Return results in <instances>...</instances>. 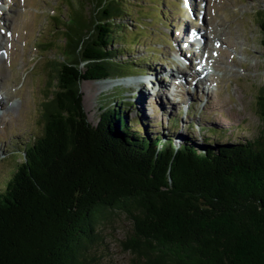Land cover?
I'll return each instance as SVG.
<instances>
[{
  "label": "trees",
  "instance_id": "obj_1",
  "mask_svg": "<svg viewBox=\"0 0 264 264\" xmlns=\"http://www.w3.org/2000/svg\"><path fill=\"white\" fill-rule=\"evenodd\" d=\"M68 1L66 21L51 16L64 42L62 57L48 62L42 130L0 185V264H105L101 223L115 210L131 220L121 240L128 264H264V86L263 127L251 141L163 140L140 113L130 118L136 101L113 95L94 125L81 83L143 70L115 60L127 52L125 17L135 9L97 0L89 17L82 0ZM258 16L264 46V11Z\"/></svg>",
  "mask_w": 264,
  "mask_h": 264
},
{
  "label": "rangeland",
  "instance_id": "obj_2",
  "mask_svg": "<svg viewBox=\"0 0 264 264\" xmlns=\"http://www.w3.org/2000/svg\"><path fill=\"white\" fill-rule=\"evenodd\" d=\"M77 1L81 0H72L78 4ZM130 2L135 15L125 17L127 52L115 60L145 67L151 80L139 81L133 88L120 84L124 79L115 76L108 78L114 84L100 88L97 82L102 80L85 79L81 90L89 121L96 125L101 112L115 104L112 98L119 96L123 101L138 102L130 118L139 112L142 116L145 111L142 121L151 131L163 135V140L174 136L179 144L185 135H190L200 143L214 139V143L231 144L258 137L263 121L258 114L257 95L264 86L263 34L258 15L264 11V0ZM67 3L68 0H0V185L12 171L14 159H21L23 145L42 130L40 111L50 90L48 62L62 57L60 45L64 42L51 16L59 15L66 21L71 13ZM81 3L84 14L93 16L97 0ZM156 4L159 14L167 9L166 17L153 18ZM138 22L141 24L137 27ZM188 29L204 32L207 48L203 55L206 54L208 70H203L201 77L205 88L195 75L199 66L192 61L186 65L176 57L180 37ZM137 91H142L143 97ZM189 105L187 112L181 110ZM176 118L178 125L173 124ZM136 124L140 127V122ZM102 220L105 242L99 244V250L103 251V262L128 264L132 256L124 250L121 240L131 226L130 218L115 210L106 212Z\"/></svg>",
  "mask_w": 264,
  "mask_h": 264
},
{
  "label": "bare ground",
  "instance_id": "obj_3",
  "mask_svg": "<svg viewBox=\"0 0 264 264\" xmlns=\"http://www.w3.org/2000/svg\"><path fill=\"white\" fill-rule=\"evenodd\" d=\"M215 31H217V29H215ZM204 37H206V34L204 35ZM206 39V42H207V37L205 38ZM208 44V42L206 43ZM0 45H3L2 42L0 43ZM2 48L0 47V50ZM2 56V55H0ZM204 70H206L205 67H203ZM206 72V71H205ZM94 82V81H93ZM115 82L111 79H105V80H102V81H98L97 84L100 86V88H104V87H107L108 85H112L114 84ZM94 96V95H93ZM4 104V103H3Z\"/></svg>",
  "mask_w": 264,
  "mask_h": 264
}]
</instances>
